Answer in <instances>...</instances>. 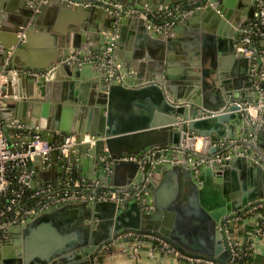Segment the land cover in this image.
<instances>
[{"label": "water", "instance_id": "water-1", "mask_svg": "<svg viewBox=\"0 0 264 264\" xmlns=\"http://www.w3.org/2000/svg\"><path fill=\"white\" fill-rule=\"evenodd\" d=\"M236 1L22 0L10 15L0 9V72L7 76L1 87L6 94L0 98L1 115L8 122L17 119L38 129L46 141L62 132H75L77 142L70 149L69 161L76 168L77 158L81 175L88 179L110 187L147 182L146 204L142 198L100 200L94 192L92 199L38 210L26 221L9 226V238L0 244L4 264H96V257L100 258L108 246H118L119 238L126 233L154 235L184 254L229 264L231 251L224 221L242 216L250 205L264 199V93L256 88L252 59L238 50L242 43L235 42L239 29L230 22H236L242 12L238 13L242 5L232 9ZM180 2L184 4L175 10L177 21L194 25L188 28L194 30L195 46L204 48L214 31L228 55L243 63L240 73L251 74L247 93L229 91L216 76L214 81L220 82L218 89L224 92L212 90L206 82V99L192 93L179 101L167 81L155 77L151 82L138 83L126 74V65L116 66L120 62L114 42L122 47L129 26L139 25L138 36L149 41L159 39L161 44L180 30L183 25L158 29L151 18V11L158 16V10L176 8ZM252 5V13L239 19L236 27L251 21L256 10L254 0ZM185 8L192 10L183 15ZM66 20L71 28L67 31L63 28ZM35 27L54 29L60 41L40 65L21 55L23 48H30ZM100 30L117 33L120 38L102 36ZM83 31L91 38H102L105 47L114 46L102 64H78L68 58L77 50L84 55L86 49L79 41ZM6 58L10 64L3 65ZM19 59L22 62L17 64ZM259 64L264 65L262 57ZM63 70L73 77L71 83L92 78L95 96L79 98L75 88H68L63 99L79 102L73 123L61 103L51 105L55 109L61 106L59 117L42 125L40 115L51 114H42V96H32L34 86L42 91L43 85ZM15 81L20 83L18 89ZM53 81L59 87L60 83ZM195 87L192 83L189 88ZM213 93L218 100L211 96ZM133 97L142 109L130 110ZM241 101L263 103L258 121L241 110ZM80 104L87 111L79 113ZM33 105L36 107L32 110ZM123 120L128 126H119ZM51 127L58 133L50 132ZM5 135L10 144L16 139L8 129ZM86 135L89 140H84ZM198 137L212 139L208 154L189 148L190 140ZM202 157L207 161H200ZM120 171H125L128 178L120 179ZM183 183L187 184L184 195ZM125 239L129 241L128 236Z\"/></svg>", "mask_w": 264, "mask_h": 264}, {"label": "crops", "instance_id": "crops-1", "mask_svg": "<svg viewBox=\"0 0 264 264\" xmlns=\"http://www.w3.org/2000/svg\"><path fill=\"white\" fill-rule=\"evenodd\" d=\"M21 1L22 0H0V9L10 15L17 11V7L21 5ZM238 1L240 0L235 2L236 4L234 7H232V9H236V5L237 7L242 5V8L238 13L241 11L242 12L240 13L236 22L229 21L235 30L239 29V37L235 38L236 44L241 43L243 36L242 27L255 19L256 11L255 10L253 12V18H251V21L245 22V24L240 28L236 27L235 25L239 22V19L247 18L248 13H252L251 11L253 10V0H241L242 2ZM183 4V2H180L176 5V8L173 9L170 6H167L166 11L158 10L159 15L162 14L164 16L173 17L174 23L172 26L179 27L180 25H183L180 30L173 32V34L167 39H163L164 44H161L159 39L156 41H149L147 38L145 39L140 35L138 36L137 32L139 30V25H136L133 28L129 26L125 40L123 44H121L122 47L114 42V46L118 48L116 56L120 62L116 66L121 67L126 65V74L134 81L136 80L138 83L151 82L156 78H161L167 81L171 86L170 91L177 97L179 101L186 100V96L192 93L194 96L198 95L206 99L207 94H205L204 86V83L206 82L213 86L212 90L224 92L223 90L218 89V86L221 84L219 81H214L216 76H220L222 83H224L222 85L225 86L229 91H240L242 94L247 93L248 89L246 83L248 81V76L251 74H249V72L248 75H245L246 73H240L239 69L243 67V63L240 61V59L237 61V59L231 58L230 55H228V52L225 50L221 41L218 42V37L214 31L213 35H211V38H209L210 40H206L204 48L194 45L195 35L191 34L194 32V30L193 28H188L190 26L193 27L194 25L190 24L188 26L187 23L182 22L180 24L177 21L175 10L181 8ZM156 5L160 7L162 3H156ZM190 10H192V8L183 9V15H186V13H188ZM151 12V18L153 22L157 24L155 21L157 14H155V11ZM65 24L66 25L63 26V28L66 31L71 29L67 23V20L65 21ZM98 33H100L102 36H108L110 34L105 30H100ZM30 35L31 46L30 48H23L21 55L28 56L34 64L40 65L45 63L48 57V52L51 51L50 49L52 47H56L60 42L59 39L57 40L56 31L54 29L35 27L31 30ZM110 36L116 38L120 35L115 33L110 34ZM79 41L81 42L83 48L86 49L84 53L85 55L95 56L99 60L98 62L101 64L103 63V60H107L108 46L105 47L102 38L100 40L91 38L89 33L83 31V35ZM261 46L264 47V41H261ZM104 47L105 49H103ZM261 55L264 60V51L261 53ZM20 62H22L21 59H19L17 64ZM61 74H56L55 79H53L60 83L59 87L54 83L53 80H50L49 84L43 85L44 88L42 91L37 90V85L34 86V93L32 96L35 97L39 94L42 96V99L40 100V104L42 105L39 106L41 107L42 114L45 112V114H51L49 117L47 116L48 114L40 115L41 118L39 122L42 123V125L48 119L52 118L51 120H53L56 116L59 117L60 115L61 106L57 105L55 109V107L51 106L52 104L62 103V108L65 107L63 110L70 114V117H72L71 121L75 120V107L76 104H79V102H69L68 100L63 99V97L66 96L64 92L67 91L68 88H75V95H77L79 98L83 96L84 98L89 99L91 96H95L93 94V86L90 84L93 82L92 78L85 80L82 79V83H71L73 77H68L69 75H67L68 72L66 70L61 71ZM50 82L52 83L50 84ZM66 83L67 85L64 86ZM192 83L196 84V87L195 89L190 90L189 87ZM19 86L20 83L15 81V88L18 89ZM211 96L215 100H218L219 98L215 93L211 94ZM14 97L18 98L16 95ZM135 98L136 97L132 98L134 102L132 101L133 104H131L132 107L130 110L142 109L143 107L135 103ZM34 107L36 106L33 105L32 110ZM77 111H79V113H83V111L87 110L83 109L80 104V108H78ZM7 117L12 119L10 116ZM3 118L5 119V117ZM119 122V126H128V122L125 120ZM53 130H55V127H51L49 129L50 132ZM12 136L16 138L14 140L16 145L17 143L23 141V137L20 135ZM203 143H205L204 140ZM219 144L222 145L223 142H220ZM58 155V152H56V154H52L50 162H44L43 160L38 159V162L32 161L28 163L27 168L32 172L31 185L33 188H39L47 184L58 185L60 182L63 183L67 180L64 171L63 158L59 157ZM77 155L81 157L83 154L78 151ZM75 160L76 161H74V163L76 165V173L81 175V171L78 168L79 161L77 158H75ZM118 177L120 179H127L128 175L125 171H120ZM133 181H135V178ZM128 184L129 183H126L124 185ZM131 184L132 183H130V185ZM186 187L187 184L183 183L182 195L185 194ZM262 198H264V196ZM253 224L254 221L250 217L240 218L235 222L234 229L232 230L240 244H246L250 240L252 236V228L254 227ZM125 238V235L120 237L118 246L114 245L111 249H107L102 258L97 260V264H189V262L183 258L175 256L171 253L161 252L149 244L144 243L143 245L136 247L134 246L135 244L133 243L134 241L131 237H128L129 241ZM249 248L252 249V259L256 262L264 264V237L260 238L254 249L252 247Z\"/></svg>", "mask_w": 264, "mask_h": 264}, {"label": "built area", "instance_id": "built-area-1", "mask_svg": "<svg viewBox=\"0 0 264 264\" xmlns=\"http://www.w3.org/2000/svg\"><path fill=\"white\" fill-rule=\"evenodd\" d=\"M105 1L101 0V2ZM254 1L256 6L255 19L242 27V45L238 49L246 57L252 59L251 72L256 75V88L264 93V67L263 65L259 67V59L262 57L261 53L264 51V47L261 46V41H264V0ZM96 5L101 4L96 3ZM141 15L146 16L147 12H141ZM173 23L174 21L171 19L164 24H155L158 29H166L172 26ZM258 40H260V45ZM112 47V45L107 47V53L112 50ZM68 58L78 64L88 62L99 63V60L95 56L81 55L79 51L72 52ZM8 64H10V60L6 58L3 65ZM9 71H13V69H9ZM6 77V74L0 72V98L6 95L1 88L6 82ZM2 102L0 100V104ZM238 104L241 110L245 113H250V119L258 121L259 112L263 107L262 102L254 105L247 101H241ZM6 129H8L10 136H22L23 141L17 143V145L16 142L10 144L9 139L5 135ZM53 131L58 133L57 129ZM42 136L38 129L17 119L8 122L0 113V244L8 240L9 226L26 221L32 214L37 213L38 210H46L61 203L92 199L97 195L100 200L113 201L142 198L143 203L146 204L147 182H144L141 186L128 184L110 187L101 184L97 180L88 179L76 173L75 167L69 161L70 149L77 142V134L75 132H62L51 141L44 140ZM84 140H89V136L86 135ZM199 140L201 142L197 144ZM203 140L205 143H203ZM211 145H213L211 138L198 137L196 141L190 140L189 148L196 152L208 154V148ZM53 152H58V156L63 158L67 180L63 183L60 182L58 185L47 184L39 188H33L31 185L32 172L27 168L28 163L35 159L50 162ZM200 161H207V158L202 157ZM12 170H15L13 176L11 175ZM94 192H97L96 195ZM246 217H250L254 221L252 236L248 241V246L254 249L260 238L264 237V199L250 205L242 216H237L236 218L228 217L224 221L228 234L227 244L231 251L229 264H262L250 261L235 262V259L241 255V248L244 244H240L237 240L231 225L236 220ZM124 235L131 237L136 247L144 243L149 244L161 252L179 256L189 262V264H224L214 259L184 254L175 247H172L167 241L154 235H135L133 233H126ZM0 264H4L1 257Z\"/></svg>", "mask_w": 264, "mask_h": 264}, {"label": "trees", "instance_id": "trees-1", "mask_svg": "<svg viewBox=\"0 0 264 264\" xmlns=\"http://www.w3.org/2000/svg\"><path fill=\"white\" fill-rule=\"evenodd\" d=\"M171 19H173V17L172 16H164V15H158V16H156L155 17V21L157 22V23H159V24H164L165 22H167V21H169V20H171ZM258 43H259V45H260V40H258ZM15 173V170H12L11 171V175L13 176V174ZM249 245V242L248 243H246V244H244L243 246H242V248H241V255L240 256H238L236 259H235V262H254V263H256V261H254L252 258V249L251 248H249L250 246H248Z\"/></svg>", "mask_w": 264, "mask_h": 264}, {"label": "flooded vegetation", "instance_id": "flooded-vegetation-1", "mask_svg": "<svg viewBox=\"0 0 264 264\" xmlns=\"http://www.w3.org/2000/svg\"><path fill=\"white\" fill-rule=\"evenodd\" d=\"M237 221V220H236ZM235 221V222H236ZM112 247L111 246H108V249H111ZM103 256V254L101 255V257ZM97 260H100V258L99 257H96V264H97Z\"/></svg>", "mask_w": 264, "mask_h": 264}, {"label": "bare ground", "instance_id": "bare-ground-1", "mask_svg": "<svg viewBox=\"0 0 264 264\" xmlns=\"http://www.w3.org/2000/svg\"><path fill=\"white\" fill-rule=\"evenodd\" d=\"M200 142H201V140H199V141L197 142V144H200Z\"/></svg>", "mask_w": 264, "mask_h": 264}, {"label": "rangeland", "instance_id": "rangeland-1", "mask_svg": "<svg viewBox=\"0 0 264 264\" xmlns=\"http://www.w3.org/2000/svg\"><path fill=\"white\" fill-rule=\"evenodd\" d=\"M104 254V253H103ZM100 258H102L101 256H100Z\"/></svg>", "mask_w": 264, "mask_h": 264}]
</instances>
